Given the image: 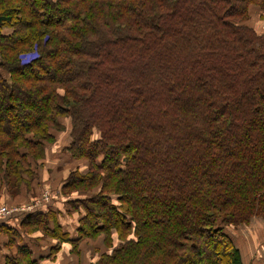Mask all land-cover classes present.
Returning <instances> with one entry per match:
<instances>
[{
	"label": "trees",
	"instance_id": "16d2710c",
	"mask_svg": "<svg viewBox=\"0 0 264 264\" xmlns=\"http://www.w3.org/2000/svg\"><path fill=\"white\" fill-rule=\"evenodd\" d=\"M251 7L264 0H0L1 181L29 185L66 119L63 150L89 162L63 186L80 192L65 201L76 240L56 209L21 230L103 236L93 264H242L229 230L264 219V32ZM2 220L10 246L20 231ZM34 262L20 245L5 264Z\"/></svg>",
	"mask_w": 264,
	"mask_h": 264
},
{
	"label": "rangeland",
	"instance_id": "374dc122",
	"mask_svg": "<svg viewBox=\"0 0 264 264\" xmlns=\"http://www.w3.org/2000/svg\"><path fill=\"white\" fill-rule=\"evenodd\" d=\"M247 22L254 25L260 32H264V10L260 7H251ZM4 30L8 32L12 31L8 27ZM32 58H35V54L31 52L23 56V60H31ZM67 123L70 126V119L65 120L63 124L65 130L57 133L56 140L47 144L44 158L36 161L33 160L31 168L33 169L34 178L31 180V184H22L17 190L10 191L9 185L4 181L2 182V178L0 179V218L5 219L13 216L12 213L9 214V211L13 210H19L18 213L21 216H25L26 213L34 211H48L50 208L57 209L49 206L52 200L55 203L56 199L61 200L63 197L66 198L67 195L69 197L80 196V192L64 194L63 186L70 179L73 171H85L89 169V162L83 159L74 160L71 158V162L65 163L55 157V155L59 154V149L63 147V144L65 146ZM51 148H56L55 152L52 153ZM97 191L98 189L91 191L88 196L94 195ZM81 193L85 194L84 192ZM45 208L47 209L45 210ZM64 209L66 211L69 210L67 205H65ZM255 221L264 225L263 217H256ZM27 232L29 231L27 230ZM30 234L36 235L35 237L40 239L44 244H56L55 251L53 250L55 254L49 259V263L52 264H93L99 259L100 251L106 249L103 236H99L96 239L84 238L83 244L80 247L81 251L77 254L78 246L67 244L55 236L38 233ZM257 246L261 248L259 241L257 242ZM242 264L252 263H249V259H246V262L244 261Z\"/></svg>",
	"mask_w": 264,
	"mask_h": 264
},
{
	"label": "crops",
	"instance_id": "0c3cea01",
	"mask_svg": "<svg viewBox=\"0 0 264 264\" xmlns=\"http://www.w3.org/2000/svg\"><path fill=\"white\" fill-rule=\"evenodd\" d=\"M66 126H67V132H66V137H65V146L63 144V147L59 149V154L55 155V157L61 159L65 163H69L72 161L71 157L66 151L63 150L68 144V134L70 130V126H68V123L66 124ZM55 149L56 148H51L50 150L53 153L55 152ZM76 197L77 196H74L73 198H76ZM66 199L67 198L65 199L62 198L61 200L56 199L55 203L52 202L53 201L52 200L49 206L57 208L56 210L60 212V214H58L59 221L64 226L63 227L64 231L69 233L70 239L76 240L78 236L77 231H76V228L78 226V214L76 213L68 214L67 213V211L64 209L66 205L65 203ZM46 209L47 208H45V210ZM22 218L23 216L21 215H13L11 217H8L2 220L8 226L18 229L20 231V235L12 236L14 238V243L8 246L10 237L7 233H5V231H2L0 229V264H5L6 258L8 255L16 254L18 250V246L20 245H26L30 248L32 252V257L35 259L34 264H52V263H49V259H51L55 254L53 250L56 244H49V245L44 244L40 239L35 237L36 235L34 236L30 234L29 232L22 231L21 226H20V221ZM229 231L233 235L234 239L236 240L237 245L240 247L242 251L243 262L244 261L246 262V259H249V263L264 264V244H262L264 243V225L263 224L256 222L254 219L249 226L241 227L238 229L231 228ZM32 233H38L41 235L45 234L41 230H38ZM83 241L84 240H81L77 244H74L73 242H69V241H64V242L70 245L78 246L76 253L79 254L81 251L80 247L82 246ZM258 241H259V246H261V248H258L257 246ZM101 252H103V250H101L100 253Z\"/></svg>",
	"mask_w": 264,
	"mask_h": 264
},
{
	"label": "built area",
	"instance_id": "2783aa9c",
	"mask_svg": "<svg viewBox=\"0 0 264 264\" xmlns=\"http://www.w3.org/2000/svg\"><path fill=\"white\" fill-rule=\"evenodd\" d=\"M33 59V58H32ZM10 212V213H9ZM8 213L11 214V213H14V212H19V210H13V211H9Z\"/></svg>",
	"mask_w": 264,
	"mask_h": 264
}]
</instances>
